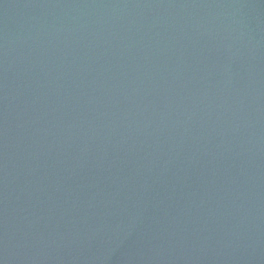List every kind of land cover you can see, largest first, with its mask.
<instances>
[{"label":"water","instance_id":"water-1","mask_svg":"<svg viewBox=\"0 0 264 264\" xmlns=\"http://www.w3.org/2000/svg\"><path fill=\"white\" fill-rule=\"evenodd\" d=\"M0 264H264V0H0Z\"/></svg>","mask_w":264,"mask_h":264}]
</instances>
